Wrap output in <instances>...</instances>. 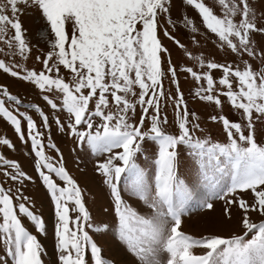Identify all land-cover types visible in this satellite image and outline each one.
<instances>
[{
    "label": "snow or ice",
    "instance_id": "obj_1",
    "mask_svg": "<svg viewBox=\"0 0 264 264\" xmlns=\"http://www.w3.org/2000/svg\"><path fill=\"white\" fill-rule=\"evenodd\" d=\"M183 2L197 12L201 26L218 39L220 48L236 54L243 63L241 67L186 53L201 69L194 70L195 64L183 69L198 85L194 98L222 109L224 97L240 113V121L222 114L211 117L222 125L226 134L223 143L196 135L199 124L193 123L195 113L188 111L176 79L177 69L170 58L167 70L163 67V54L168 50L159 38V18L167 14L172 23V0H0V42L11 56L27 59L32 51L20 19L28 12L39 14L45 25L40 38L49 45L43 58L36 57L42 70L21 74L13 70L19 65L4 59H0V70L33 84L44 93L46 105L67 113V125L59 116L55 120L61 132L67 130L94 154H107L96 168L110 190L114 221L94 224L62 154L53 163L46 155L44 134L36 121L6 107V102L19 105L20 101L0 87V117L22 141L21 118L26 121L35 168L54 204L58 253L54 264H89V259L91 264H110L85 228L101 235L114 234L138 264H264V141L256 138V122L264 123V67L257 69L243 60L245 55L252 60L259 58L264 65V46L255 39L258 34L264 36V26L259 22L264 18V0H259V6L256 0ZM182 19L186 27L197 31L193 19ZM164 35L178 47H185L167 29ZM213 70L221 72L218 80ZM166 72L176 85L174 97L163 87ZM166 95L173 99L176 111L174 133L166 131L168 119L162 115L161 100ZM32 107L43 127L48 128L49 115L38 104ZM138 107L139 120L135 121ZM82 126L85 130H80ZM0 145L14 148L7 137H0ZM47 147L56 149L51 140ZM182 149L193 162L197 184L205 190L204 198L197 201L199 207L213 209L212 201L224 200L225 215L231 218L230 209L236 205L242 211V234L197 238L180 230L188 204L196 199L195 189L178 177ZM148 151L152 153L151 178L137 163L138 154ZM0 168L11 181L31 179L18 162L2 154ZM53 175L64 186L56 183ZM122 181L123 190L143 202L150 210L148 214L138 212L124 199ZM248 192L252 202L241 196ZM27 199L19 188L13 192L0 182V264H43L42 245L21 217L41 234L45 224L21 202ZM252 213L262 219L254 221ZM197 248L201 249L199 254L194 252Z\"/></svg>",
    "mask_w": 264,
    "mask_h": 264
},
{
    "label": "rangeland",
    "instance_id": "obj_2",
    "mask_svg": "<svg viewBox=\"0 0 264 264\" xmlns=\"http://www.w3.org/2000/svg\"><path fill=\"white\" fill-rule=\"evenodd\" d=\"M208 2L212 3L213 0H208ZM256 3L257 6H259V0H256ZM170 15L172 23L168 22L169 16L167 14L159 18V38L163 46L168 50L163 54V67L167 70L168 60L170 58L172 65L177 69L176 79L179 81L180 91L183 93L189 113H195L196 119L193 120V123L199 124L200 131H197L196 135L201 138L205 136L210 137L214 142H226V134L222 129V125L212 121L211 117L213 115L222 114L231 121H240V113L234 110L224 97H221V99L224 100L222 109L214 104H209L194 98L193 93L198 85L190 74H186L183 69L194 66V64V70L201 71V69L186 53L191 52L193 56H203L207 60H215L220 63H229L243 67L242 60L238 58L236 54L220 48L218 39L201 26L197 12L192 7L185 5L183 0H172ZM184 16L194 20L197 27L196 32H193L190 27L184 25L182 19ZM20 19L23 29L26 30L25 39L31 46L32 51L28 54L27 59L19 55L11 56L7 46L3 42H0V49H3V51L0 52V59H4L5 62L10 65H19V67H13V70L21 74H23L25 70L35 69L36 71H40L42 70V63L38 61L36 57L39 55L43 58V55L49 51L48 42L40 38V31L45 28V25L39 18L38 13L34 14L28 12L22 15ZM259 22L264 26V18H260ZM165 29L175 36L185 47H178L173 40L165 36ZM68 31L71 33V25H69ZM11 34L12 32L10 31L9 35ZM48 39H51L50 33ZM255 39L261 46H264V36L258 34ZM243 60H249L257 69L264 67V65H261L259 58L252 60L245 55ZM213 75L218 80L221 72L213 70ZM0 87L7 88L9 93L16 96L20 101L19 105L6 102V107L10 110H18L20 113L31 115L36 121L38 129L44 134L46 155L52 158L53 163H56L62 154L63 164L66 170L77 182L82 191L85 205L92 217V222L96 224L103 220L111 224L114 221V214L112 212L113 202L110 190L107 185L103 183L104 177L98 173L96 168L98 162H102L107 154H94L86 143H79L76 137L67 133V130L61 132L55 120L57 116H59L60 120L67 125V113L52 110L50 106L46 105V102L42 99L44 93L33 84L13 77L3 72V70H0ZM163 87L166 94H171L173 97L175 96L176 85L171 82L170 73L166 72L163 80ZM57 102L59 103V100H57ZM33 104L40 105L45 113L49 115L50 126L48 128L43 127L39 113L32 107ZM161 108L162 115L167 116L168 119V124L165 126L166 131L172 133L176 132V111L173 99L168 98L166 95V97L161 100ZM139 111L138 107L137 114L134 118L135 121L139 120ZM21 119L22 129L25 133V139L23 141L19 138L18 134L15 133L13 127L3 117H0V137H7L14 145L12 149L0 145V154L7 160L18 162L21 166V170L31 177V179L24 180L22 183L11 181L3 175L4 169L0 168V182H2L5 187L12 188L13 192L19 188L22 195L28 198L21 202H24L34 214L43 219L45 232L41 234L27 218L21 217L25 227L32 234L37 235L42 245L43 251L41 259L43 264H54L58 256L55 249L56 240L54 233L57 220L54 204L35 168L34 161L36 158L35 153L31 149V140L27 135L26 121H24L23 118ZM97 122L99 121L97 120ZM80 130L85 129L82 126ZM256 138L258 141H264V123L259 121L256 122ZM49 140L56 145V149H59V152H57L56 149L47 147ZM151 155V151H148L138 154L137 157V163L146 170L149 178H151L152 175ZM8 170L11 171V169ZM178 177L196 191V199L188 204L187 210L182 217V224L180 227L182 232L197 238L209 234L222 236L242 234V211L236 205H233L230 209L231 218L225 215L224 209L227 205L224 200L212 201L214 205L213 209L199 207L197 201L204 198L205 190L197 184L196 169L193 166L192 160L184 154L183 149L181 150ZM53 179L61 187L64 186L63 182L60 181L58 177L53 175ZM227 181L228 177L225 176L224 182ZM121 188L124 199L134 209L142 214L149 213L150 210L143 202L130 196L126 190H123V181L121 182ZM241 196L243 199L252 202L253 197L250 192L242 193ZM71 215L75 217L76 213L73 212ZM251 217L256 222L262 219V217L258 216L256 213H252ZM85 230L89 232L93 240L102 249V258L109 261L110 264H138L134 255L127 250L126 246L115 238L114 234L101 235L90 228H85ZM194 252L199 254L201 249H194ZM0 256H3L2 251H0ZM89 264H91L90 259Z\"/></svg>",
    "mask_w": 264,
    "mask_h": 264
}]
</instances>
